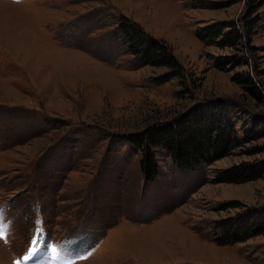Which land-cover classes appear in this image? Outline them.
Here are the masks:
<instances>
[{
	"label": "rangeland",
	"instance_id": "374dc122",
	"mask_svg": "<svg viewBox=\"0 0 264 264\" xmlns=\"http://www.w3.org/2000/svg\"><path fill=\"white\" fill-rule=\"evenodd\" d=\"M122 17L166 42L183 76L159 83L167 68L137 62ZM243 21L255 25L242 51L196 36ZM221 57L235 61L220 70ZM213 101L248 139L190 171L158 148V176L147 181L128 135ZM257 118L264 0H0V221L10 225L0 264L21 259L37 227L44 261L55 246L61 259L93 252L77 264H264V233L237 241L244 220H264ZM241 164L254 168L251 180L217 181Z\"/></svg>",
	"mask_w": 264,
	"mask_h": 264
},
{
	"label": "trees",
	"instance_id": "16d2710c",
	"mask_svg": "<svg viewBox=\"0 0 264 264\" xmlns=\"http://www.w3.org/2000/svg\"><path fill=\"white\" fill-rule=\"evenodd\" d=\"M254 25L255 22L248 21L240 24L216 22L199 27L196 36L208 46L241 50L248 45ZM118 30L129 53L137 62L169 70L167 75L158 80L159 83L183 76L180 62L166 42L153 37L139 24L125 17L119 19ZM234 61L233 57H221L215 65L224 70ZM251 81L250 79L249 82ZM226 109L227 104L220 101L210 102L206 106L199 104L169 122L157 123L141 133L128 135L130 143L144 151L142 168L145 179L153 182L158 176L159 166L155 154L158 148L166 151L180 170L190 171L202 165L212 164L228 156L232 149L240 147L248 136L242 139L237 135L235 124ZM255 131L264 132V118L255 119ZM254 172V168L241 164L219 173L217 181L243 183L251 180ZM241 224L246 226L243 228L245 237L237 241H246L264 233L263 219L244 220Z\"/></svg>",
	"mask_w": 264,
	"mask_h": 264
},
{
	"label": "snow or ice",
	"instance_id": "6c2138e0",
	"mask_svg": "<svg viewBox=\"0 0 264 264\" xmlns=\"http://www.w3.org/2000/svg\"><path fill=\"white\" fill-rule=\"evenodd\" d=\"M10 231V225L0 221V238L7 241V236ZM43 237V231L39 227L35 230V237L31 239V246L28 248L27 252L21 259L15 261V264H24V262H31V264H77L78 260H87L92 256L93 252L89 251L86 255H81L77 259H61L58 255V249L53 246L51 247V253L53 254L51 259L44 261L39 259V254L41 252L40 240Z\"/></svg>",
	"mask_w": 264,
	"mask_h": 264
}]
</instances>
